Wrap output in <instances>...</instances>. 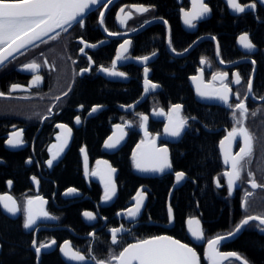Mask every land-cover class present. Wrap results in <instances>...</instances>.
Here are the masks:
<instances>
[{
  "label": "flooded vegetation",
  "instance_id": "flooded-vegetation-1",
  "mask_svg": "<svg viewBox=\"0 0 264 264\" xmlns=\"http://www.w3.org/2000/svg\"><path fill=\"white\" fill-rule=\"evenodd\" d=\"M204 2L209 5L211 12L196 21L194 28H190L184 23L183 14L191 10V0H173L167 11H162L157 4L148 1L112 0L107 9L103 8V3L91 10L84 18V27L73 24L67 31L58 29L60 35L57 38L49 40L45 37L43 41H36L35 45L20 50L0 66V92L5 93V96L0 97V195L12 196L21 208L16 216H10L0 206V214L19 223L22 233L29 238V249L35 255L36 264L41 262L43 256L55 253L60 257V245L64 241H70L71 246L85 256L93 255L104 260L110 254H118L130 243L160 235H169L191 245L198 253L201 264H210L206 255L208 240L216 236L227 237L246 216L264 215V189H252L247 183V172L251 171L255 174L256 181L264 184V99H260L264 97V3L256 0L254 9L236 13L228 6L227 0ZM239 2L247 5L252 0ZM132 5L149 7V11L138 13L131 9ZM121 8L132 13L131 18L123 24L117 18ZM100 11L105 13L103 25L98 23ZM172 13L176 15L180 28L176 36L174 26L168 18ZM147 30H150L149 34L144 36ZM110 32L120 35L111 36ZM243 33H248L255 45L254 49L248 50L239 44V37ZM81 38L87 45L96 47L86 46ZM125 40L131 41L125 53L128 58L117 61L116 70L126 73V76H110L100 71L101 66H112L117 50ZM81 48L85 50L83 53L80 52ZM161 54L168 61L181 60L182 67L186 70L188 95L180 97L178 101L164 94L166 87L156 73ZM144 56L149 59L139 64L141 60L136 58ZM202 58L205 63H201ZM32 61L41 67L36 70L22 68ZM89 67V71L81 73V69ZM145 67L149 69L147 79L159 87L150 89L143 101L129 109L144 93ZM201 73L203 84L211 85L209 90L221 86L219 80H213L214 74L227 73L224 82L231 88L229 103L234 106L244 99L249 110L245 126L255 137L254 152L250 162H245L242 179L237 182L231 194L224 175L231 165L225 164L224 151L227 149L234 155L239 151L242 139L237 137L230 145L226 142L224 148H221L220 142L238 125L232 115L233 109L223 101L215 96H197V82L192 77H200ZM236 73H239L241 79L239 84L234 82ZM36 75L42 77V80L38 84H32L33 76ZM249 79L252 80L251 92H248L247 87ZM14 84L21 87L13 91L11 86ZM237 93L239 97L235 95ZM110 94L115 96L112 102ZM175 104L182 106L180 116L187 119V125L179 137H172L164 132V126L168 123L166 113ZM96 105L102 107L91 112ZM159 109H163L165 115H156ZM252 112H256V115L253 116ZM141 115L148 117V137L141 127ZM77 116L81 120L79 124L75 121ZM58 124L68 125L72 132L67 149L64 148L49 167L46 161L51 159L56 150L52 146L59 144L57 136L62 133ZM116 125L124 126L125 143L119 149L111 151V148H107V151L105 141ZM19 129L23 130L22 138L25 143L18 147L8 146V135ZM195 136H201L204 141L211 139L213 142L215 165L210 185L213 188L212 194L220 201L222 208L215 222L205 219L199 213L198 216L186 217L182 227L178 225V229L174 215L173 225L167 227L168 204H171L176 190L169 201L176 181L175 172L183 171L186 174L179 188L187 182L192 183L193 187L197 186V181L188 172L175 165L182 142L190 141ZM151 137H155L157 147L168 148L172 168L157 176L144 177L135 171L133 152L142 140ZM81 149L86 151L89 172L95 170L96 162L102 159L108 160L118 170L115 177L118 193L113 202L100 204L104 185L96 182L94 176L85 175V152ZM29 158L31 163L27 162ZM125 159L140 181L134 191L123 193L119 199L124 181L119 176L118 164H122ZM71 172L73 176L68 179L73 180L62 184V179L67 178L69 173L71 176ZM32 177H36L39 183L33 181ZM8 181L12 182L11 185ZM157 182L170 184L166 202L167 220L164 222L153 220L149 215L148 203L153 188L151 183ZM203 186L209 187L205 182ZM68 188H75L78 192L66 195ZM140 188H143L146 196L141 212L137 217L129 218L126 209L134 205L129 204V201ZM246 191L253 195L248 197L245 206ZM36 196L46 199V210L56 219L50 223L38 222L27 230L23 227L22 209L27 198ZM126 199L127 203L124 204ZM78 205L83 207L78 212V220L71 225L68 221L73 220L70 213ZM85 212H92L96 219H87L83 215ZM190 217L200 220L204 233V241L201 243L192 241L187 234L186 220ZM220 219L221 222L218 223ZM257 224L256 221L250 222L232 238L224 239L217 246L218 251L236 252L249 264H264V231L256 227ZM147 225L158 226V229L149 233L144 230ZM120 227L123 231L118 233L119 242L112 244L110 230ZM90 233H95V236H90ZM33 239L38 244L54 239L56 244L50 251L42 252L38 260L32 247ZM0 245L2 264L5 256L1 239ZM60 259L62 260L61 257ZM221 264H241V261L229 258L221 260Z\"/></svg>",
  "mask_w": 264,
  "mask_h": 264
},
{
  "label": "snow or ice",
  "instance_id": "snow-or-ice-1",
  "mask_svg": "<svg viewBox=\"0 0 264 264\" xmlns=\"http://www.w3.org/2000/svg\"><path fill=\"white\" fill-rule=\"evenodd\" d=\"M260 2L264 3V0H260ZM111 3L112 0H107V2L102 6L107 9L108 5ZM191 3V10L185 11L183 15L184 23L190 28H194L196 26L195 22L207 16L211 12V9L209 5L204 2V0H191ZM227 3L228 6L236 13H244L246 9H254L256 7V0H252V2L247 5H242L239 0H227ZM100 4L101 0H0V66L4 65L9 58L13 57L14 54L18 53L21 49L30 45H35L36 41H43L45 37L49 40L57 38L60 35V32L56 31L57 29L67 31L68 27H71L73 24H78L80 27H84L85 16L90 12L93 6ZM131 7L138 13L149 11V7H145L143 5H133ZM104 15V11L99 12V25L104 24ZM131 16V12H126L125 8H121L117 18L120 23L123 24L126 23ZM104 30L107 31L106 28ZM51 33H55V35H50ZM109 35L117 36L120 35V33L110 32ZM81 42L86 44L82 38ZM101 43H103V41ZM169 43H171L170 37ZM130 44V40H125L117 50L116 59L112 61V66L109 68L101 66L100 71L107 73L110 76H126V73L116 70V63L121 59L128 58L125 56V53L128 51ZM239 44L248 50L255 48V45L250 40L248 33H243L239 37ZM86 46L96 47V45L87 44ZM84 51V48L80 49V52L83 53ZM173 51H175V49H173ZM152 55H155V53ZM88 59L91 61V57ZM136 59L146 62L149 57H137ZM45 63H47V61H45ZM201 63H205L204 58L201 59ZM40 67L41 65L35 61L22 66L24 70H36ZM89 70L90 67L81 69V73ZM148 72L149 69L145 67V92L159 87L158 84H155L147 79ZM227 75V73L214 74L213 80H219L221 82V86L211 90H209L211 88L210 84H203L202 73L200 77H192V80L197 82V92L199 95L205 97L215 96L217 99L223 101L233 109L232 115L238 126L233 127L224 140L220 142L221 148L223 149L226 142L230 145L237 139V137L242 139L239 151L234 155L227 149L224 151V162L225 164L231 165L230 170L224 173L227 177L228 191L229 194H231L233 189L237 186V182L242 179L245 162H250V159L253 156L255 137L245 126V120L249 114L245 100H239V102L234 106L229 103L231 88L224 82ZM41 80L42 77L36 75L33 76L31 83L38 84ZM234 82L236 84L241 82L239 73L235 74ZM20 87V85L14 84L11 86V89L14 91ZM247 87L248 92H251V79L248 80ZM65 95H67V93H65ZM235 95L239 97L238 93ZM2 96H5L4 92H0V97ZM260 99H264V97H261ZM80 107L82 108L83 105ZM100 107L102 106H93L91 112H96ZM181 108V105L175 104L169 112L166 113L168 123L164 126V132L169 136L179 137L187 125V119L180 116ZM251 114L255 116L256 112H252ZM156 115H165L164 110L159 109L156 112ZM147 120V116L141 115V127L145 129L146 137L149 136L146 127ZM75 121L79 124L81 122L80 117L77 116ZM57 127L62 130V133L57 136L59 144L52 146L56 150L53 152L51 159L46 161L49 167L52 166L53 161L64 151L72 132V129L66 124H58ZM115 127L117 132H114L113 135L108 137L105 141V147L107 148H115L124 138V126L116 125ZM22 137L23 130H15L8 135L6 143L10 147L21 146L25 143ZM51 150L52 149H50V151ZM81 151L85 152V175L100 176V179L104 184V194L102 200L104 202L111 201L117 191L115 181L113 180V173L116 169L112 168L107 161H97V168L89 172L86 151L84 149H81ZM27 162L31 163V158H29ZM133 162L135 168L141 172L163 173L166 169L172 168L168 148L157 147L155 137L142 140L140 144L136 146V151L133 152ZM101 165L104 167L101 168ZM185 175L186 174L183 171L175 172L176 182H181L185 178ZM247 176V183L252 189H264V184H259L256 181L255 174L253 172L248 171ZM32 179L37 184L39 183V181L36 180V177H32ZM11 183V181H8L9 185H11ZM217 186H219V180H217ZM77 191L78 190L75 188H68L65 194L70 195L76 193ZM251 195H253L252 192H245V206L247 205L248 197ZM145 198V192L141 188L137 191L136 196L133 198L135 200V204L126 209L127 217L135 218L140 214ZM45 204L46 201L41 196L27 198L22 209L24 215L23 227L25 229H32L41 218L56 219V217L50 216V214L45 210ZM0 206H2V208L12 216H16L19 212H21V208L17 205L15 199L7 194L0 195ZM167 213L169 222H172L174 215L171 204L168 205ZM83 215L89 220L96 219V216L92 212H85ZM253 221L258 222L256 227H259L262 231H264V215H249L242 219L236 226L235 230L227 234V237H231L240 232L244 226L249 225V223ZM187 227L191 236L196 240L203 238L204 233L200 226L199 219L193 217L188 218ZM110 231L111 243L117 244L119 242L118 233L122 232L123 228H112ZM89 235L94 237L95 233H90ZM227 237L216 236L214 239L207 241L208 248L206 255L210 264H221V260L228 257L237 258L241 261V264H249L246 259L239 257L236 252L222 253L218 251L217 246ZM55 244L56 241L54 239L46 243L39 244L37 243V240H32V247L35 249L37 256H39L42 249H47ZM60 251L64 257L69 260L77 262L92 260L94 261V264H200V257L193 247H190L188 244L182 243L180 240L167 235L152 236L147 239L137 240L135 243H130L126 247H123V250L118 254H110L109 257L104 260H99L93 255L85 256L80 250L74 249L69 241H64V243L60 245Z\"/></svg>",
  "mask_w": 264,
  "mask_h": 264
},
{
  "label": "trees",
  "instance_id": "trees-1",
  "mask_svg": "<svg viewBox=\"0 0 264 264\" xmlns=\"http://www.w3.org/2000/svg\"><path fill=\"white\" fill-rule=\"evenodd\" d=\"M153 4H157L162 11H167L173 4V0H143ZM160 10V11H161ZM169 20L174 26V36L179 33L178 19L174 13L168 16ZM150 30H147L143 35L149 34ZM150 43V42H149ZM156 73L160 81L164 84L165 95L178 101L180 97L188 95V85L186 82V70L182 67L181 60L168 61L166 58L160 55ZM110 100L113 101V96L110 94ZM91 143V142H90ZM214 146L212 140L204 141L201 136H195L190 141H183L180 150V156L176 159V167L184 170L190 174L196 181L197 186L193 187L192 183H185L181 188L176 189L172 196V207L174 208V215L176 221V227H182V223L186 217L202 215L207 220L216 221V217L219 215L222 206L220 201L212 194L213 188L210 185V178L214 167ZM120 168L119 176L124 181L123 189L120 191L121 199L123 193L134 191V187L139 183V178L134 175L132 167L128 160L122 161V164H118ZM70 174V173H69ZM68 174L67 178L62 179V184L69 183L73 179ZM208 183L209 187H202L203 183ZM2 182H0V185ZM153 188L150 194V200L148 203L149 215L153 217V220L158 222H164L167 220L166 202L167 196L170 191L169 182L164 183H151ZM61 190V189H60ZM59 190V192H60ZM129 195V194H128ZM120 200L117 201V205L120 204ZM127 203V199L124 204ZM82 205H78L72 211L71 217L73 220H68L71 225L78 220V212L82 208ZM201 216V215H200ZM221 222V219L218 223ZM217 223V222H216ZM179 225V226H178ZM214 225H212L213 227ZM158 227V226H157ZM156 226L147 225L145 229L151 233L157 230ZM181 229V228H180ZM182 230V229H181ZM0 239L3 243V253L5 258L1 261L2 264H36L35 255L31 249H29V238L22 233L19 223L8 220L6 217L0 214ZM39 264H67L60 259L55 253L51 256H43Z\"/></svg>",
  "mask_w": 264,
  "mask_h": 264
},
{
  "label": "water",
  "instance_id": "water-1",
  "mask_svg": "<svg viewBox=\"0 0 264 264\" xmlns=\"http://www.w3.org/2000/svg\"><path fill=\"white\" fill-rule=\"evenodd\" d=\"M107 0H101V4H103L104 2H106ZM100 4V5H101ZM99 5H96V6H93V8L91 9V10H93L94 8H96V7H98ZM133 6V5H132ZM131 9L132 10H134L135 11V9L134 8H132L131 7ZM90 10V11H91ZM104 11H105V9H104ZM58 30V29H57ZM56 30V31H57ZM22 50V49H21ZM16 54V53H15ZM14 54V55H15ZM143 63H145L144 61H139V64H143ZM196 93H197V96L199 97V94H198V92L196 91ZM148 95V92H145L144 91V93H143V95H142V97L138 100V102L137 103H135V104H133V105H131L130 106V108L129 109H132L133 107H135L138 103H140L141 101H143L144 99H145V97ZM113 129H114V131H113V133L114 132H117V129H116V127L114 126L113 127ZM113 133L111 134V136L113 135ZM156 142V141H155ZM69 143V142H68ZM125 143V135H124V138L120 141V143L115 147V148H111L112 150L111 151H114V150H116V149H119L123 144ZM67 147H68V144H67V146L65 147V149H67ZM105 149L107 150V147H105ZM108 151V150H107ZM100 161H107L108 162V164L109 165H111L110 164V162L108 161V160H106V159H102V160H100ZM101 168H103L104 166L103 165H101L100 166ZM111 167H112V165H111ZM113 168V167H112ZM114 169H116V168H114ZM171 169H166L165 171H170ZM135 171L138 173V174H140V175H142V176H144V177H153V176H157V175H160V174H162V173H152V172H141V171H139V170H137L136 168H135ZM117 172H118V170L116 169V171L113 173V180L115 181V177H116V175H117ZM93 179L96 181V182H98V183H100V184H102V185H104L103 184V182L101 181V179H100V176H94L93 177ZM182 183H183V180L181 181V182H179V183H177L176 181H175V184L173 185V187H172V190H171V193H170V196H169V201L171 200V196H172V193H173V191L175 190V189H177V188H179L181 185H182ZM116 184V183H115ZM116 189H117V186H116ZM141 189V188H140ZM143 189V188H142ZM78 192V191H77ZM76 192V193H77ZM65 193H66V191H65ZM117 193H118V189H117V191H116V195L113 197V199L111 200V201H108V202H104L103 200L100 202V204L101 205H103V204H107V203H111V202H113L114 200H115V198H116V196H117ZM42 197V196H41ZM135 197V196H134ZM133 197V198H134ZM131 199L130 201H129V204H135V200L134 199ZM45 201H46V199H44ZM170 204V203H169ZM168 204V205H169ZM133 206V205H132ZM131 206V207H132ZM44 207H45V210H46V205H44ZM173 209V208H172ZM3 211L6 213V214H9V213H7L4 209H3ZM47 211V210H46ZM10 216H12L11 214H9ZM173 215H174V213H173ZM51 216V215H50ZM193 218H196V219H198L197 217H193ZM169 219V218H168ZM188 220V219H187ZM187 220H186V231H187V234H188V236L192 239V241H194V242H197V243H201V242H203L204 241V236H203V238L202 239H200V240H196L194 237H192L191 236V233L188 231V227H187ZM53 221H55V219H43V218H41V219H39L38 221H37V223L38 222H43V223H50V222H53ZM173 223H174V219L172 220V222H169L166 226L167 227H170V226H172L173 225ZM200 226H201V223H200ZM201 228H202V226H201ZM27 230H29V229H27ZM239 233V232H238ZM237 234V233H236ZM235 234V235H236ZM167 236H169V235H167ZM234 236V235H233ZM233 236H231V237H227L228 239H230V238H232ZM172 237V236H171ZM174 238V237H173ZM226 238V239H227ZM174 239H176V238H174ZM70 242V241H69ZM133 243H135V242H133ZM183 243V242H182ZM71 244V243H70ZM189 245V244H188ZM190 247H192L191 245H189ZM54 248V245L52 246V247H49V248H47V249H42L41 250V253L42 252H48V251H50L51 249H53ZM207 248H208V245H206V251H207ZM0 251H1V245H0ZM59 252H60V257L62 258V260L64 261V262H66L67 264H93V261L92 260H85V261H83V262H77V261H72V260H69V259H67L66 257H64V255L61 253V251L59 250ZM41 253L39 254V256H38V260L40 259V255H41ZM223 253V252H222ZM225 253V252H224ZM226 253H228V252H226ZM240 257V256H239ZM229 258H235V257H228V258H223L222 260H226V259H229ZM237 259V258H236ZM200 264H201V262H200Z\"/></svg>",
  "mask_w": 264,
  "mask_h": 264
}]
</instances>
